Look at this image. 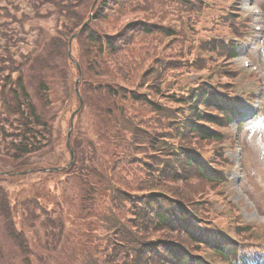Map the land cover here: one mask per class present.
<instances>
[{
  "label": "trees",
  "instance_id": "1",
  "mask_svg": "<svg viewBox=\"0 0 264 264\" xmlns=\"http://www.w3.org/2000/svg\"><path fill=\"white\" fill-rule=\"evenodd\" d=\"M84 1L77 7H92L93 4ZM149 1L103 0L96 9L93 26L90 24L78 36L83 47L85 46L79 89L84 98L95 100V121H91L86 129L75 133L73 142L77 157L74 164L66 171L56 174L53 185L50 182L54 180L43 178L36 194L27 196L23 201L26 207L33 205L57 214V217H48L47 221L53 222L55 229L51 226L52 230L49 232L53 238L61 241L66 230L68 239L66 236L65 238L68 246L70 242L71 250L69 264H163L159 257L160 249L162 253L170 256L180 250L163 243V239H175L174 234L162 227L173 225L174 222L165 214L162 207L164 203L158 202L165 199L161 193L169 196L166 198L168 206L174 207L176 214L183 217V205H177L170 198L194 203L197 198H204L209 191H214L218 185L213 180L214 177L209 176L194 161V156L190 155L188 149L169 144L167 151L172 155L169 161L173 160V164L167 165L169 181L156 183L151 180L147 187L140 186L145 180L146 168L151 167L149 157L157 158L152 153L159 151L158 142L152 139V134H162L167 124L163 117L169 113L166 103L159 98L161 88L151 82L156 81L153 78V62L162 58L163 53L156 44L147 45L145 40L144 46L137 43L138 35L143 34L148 40L154 41L153 31H159L163 38L168 31L166 28L156 30L159 25L142 13ZM173 1L176 0H170ZM178 1L180 5L187 3L185 0ZM6 5L0 6V16L5 15L0 18L12 15L9 4ZM70 7H75L74 2ZM71 13L73 15L70 18L75 21L71 32H61L60 36L40 33L31 51H19L22 62H18L15 54L12 55L13 51L9 54L5 61L9 62L12 73L20 72L17 79L12 78L13 74L7 75L0 69V146L7 148L11 158L18 164H26L32 157L43 156L41 153L48 155L58 146L55 136L60 128L58 129L57 122L59 114L66 112L68 105L63 103V108H60L53 96L62 86L66 92L65 100L77 95L75 85L79 71L68 54V40L86 17L78 12ZM183 24L182 21V28ZM114 29L116 31L111 32ZM4 38L9 44L16 42L12 35H5ZM190 38L196 40L197 37ZM187 41V38H181L177 42L175 55L178 59ZM221 45L226 50V44ZM141 52L143 53L140 54ZM226 53L228 52L225 51L224 54ZM56 57L67 60L62 66L63 69L57 66ZM4 59L5 56L0 54V60ZM118 67L123 68L121 80L124 85L110 78V72ZM212 67L211 65L210 69ZM230 77L233 78L231 73ZM54 81L57 84L55 88ZM194 96L192 94L191 100ZM191 108L197 118L202 116L208 120L212 117L209 112L202 115L195 105ZM56 109V114H53ZM171 116L173 115H169ZM191 123V120L181 119L176 124L177 132L181 133L183 130L182 135L187 140L191 137ZM192 129L197 130L199 135L195 141L202 148L209 144L207 141L215 139L211 135L212 131L200 121ZM148 143H151V149L147 148ZM119 156L126 159L125 167L120 164ZM175 161L182 168L194 165L197 169L195 176L199 181L190 179L187 168H184L186 170L182 174L171 170ZM42 166V160H38L24 169L32 167L37 170ZM16 169L19 170L18 167ZM88 172L92 174L91 178H83V183L80 184L76 179L81 178V174L88 175ZM70 175L75 177L68 185L70 190L66 191V184L60 186L59 181L63 177H71ZM122 175H130V181L125 182ZM138 191L148 194L144 200L147 209H150L151 204L156 205L154 211L157 219H150L148 210L144 212L141 206L126 213L127 208L123 203L132 202L130 192ZM11 199L5 189L0 191V209L2 215L7 217L10 216V211L17 212L15 209L17 210L20 202L16 198L17 203L13 205ZM85 199L87 202L82 204ZM81 204L83 206L79 209ZM85 214L87 216L83 218L84 221H78ZM247 232L257 236L252 228ZM16 233L18 232L15 230L10 235L18 243L21 242V246L26 249L25 254L29 256L27 242ZM57 243L60 245L58 241Z\"/></svg>",
  "mask_w": 264,
  "mask_h": 264
},
{
  "label": "rangeland",
  "instance_id": "2",
  "mask_svg": "<svg viewBox=\"0 0 264 264\" xmlns=\"http://www.w3.org/2000/svg\"><path fill=\"white\" fill-rule=\"evenodd\" d=\"M66 1H68L71 5V0H0V6L6 3L9 4L10 9H8L12 14L8 18H0V37H3L9 33H15L17 31L15 34L16 38L21 39V41L15 42V44L18 45L16 49H24V52L31 51L33 49V44L36 40V37H38L40 33H46L54 36L58 34V36H60L61 32H71V29L75 23V21L70 18L73 15L71 13L72 11L78 12L79 15H83L86 17L82 24L89 21L88 24L92 25L93 21L91 20V16L94 13V4L96 0H73V2H75V7H70V5L66 3ZM83 1L90 2L91 4H93V6L88 9H84L83 7L82 9H80L81 6H77H79V3H82ZM256 2L261 4V0H257ZM16 20L21 22L26 32L23 30V28H19V24ZM74 20L76 19L74 18ZM203 25L204 23H201L199 27H202ZM103 27L106 26L103 24ZM107 30L110 29L107 28ZM115 31L116 29L112 30L111 32ZM20 34H22V38L19 37ZM41 35L43 39V34ZM70 39L71 38H69L68 40L70 44L68 52L71 48L73 58L78 62H81L82 55H85V46L83 47V43L80 38H77L74 41H71ZM262 41L264 45V39ZM16 49L14 48V50ZM246 49L247 48H245V46H242L239 49L240 53L244 55ZM241 57L242 56H240V58ZM66 61V59L56 57V64L57 66H59V69H63L62 66ZM258 62H261L264 68V47L263 50L258 53ZM120 68L121 67H118L116 70L111 71L110 74L112 75L110 76V78L124 85L121 80L123 68ZM110 78H108V80L113 82ZM249 85H253L252 80H249L247 82V86ZM53 86L54 88L57 86L55 81ZM63 89L64 88L62 86L61 89L55 92V96H53V100L55 102H58L60 108H63V103H65V105H68V107L66 108V112H64L62 115L59 114L57 126L58 129H60L57 131V134L55 136L58 139V146L52 151V153H48V155H46V153H41L40 155L43 154V156L32 157L25 162L26 164L23 163V165L18 164L14 160H10L11 158H8V156H10L9 152L5 154L4 150L0 146V185H3L6 190L10 192L11 197L14 198V196H17L16 198L18 199V201H24L27 196L35 195L36 189L40 185V180L42 178L49 176V179L51 178L52 180H56V174L62 171H66L70 168L69 164L71 162V155L70 149L68 148L70 128H76L75 130L77 132L80 129H86L91 121H95L94 110L95 106H97L96 102L92 98H84V112L77 114L74 121L72 122L73 113L76 112L80 107V100L77 95H72V98L69 97L67 100H65L66 92ZM260 95L261 97H264L263 90L260 91ZM68 101H70V103ZM50 110L51 109H49V111ZM57 110L58 109L54 110L53 114H56ZM248 110L249 104L246 103L245 111L247 113H251V111ZM242 141L243 144L249 147L248 149L251 150V154L246 153V158L248 159L249 155H256L259 159V164L262 168V171H259L257 173L252 172V177L249 180V183L244 181L235 182L236 191L239 192V194L236 195L235 199L244 197L245 199H247L246 204L252 207L254 205L253 201H251L245 195V193L242 191V188H254L256 194L254 195V197L258 200L259 203L258 208L262 210V212L260 211L261 213H264V128L259 124L258 121L254 125H246L244 127ZM237 157L238 152L236 151L234 152V158ZM41 158L44 162L57 160L60 164L59 166H61L62 169L53 172L49 171L50 173H47V171L45 172V169L43 167L37 171H33V169H24L30 163L38 161ZM16 167H18L19 170H17ZM239 173V171L234 170L233 176L236 177L239 175ZM129 185H131V182L129 183ZM256 185H258L257 188ZM82 206L83 205L81 204L79 209ZM23 208V205L20 204L19 209L23 211ZM19 209L18 211L15 209V211H17L16 213H12V211H10L9 217H7L5 214L2 215L0 209V264H27V261L23 257V248L19 245V243H16V241L9 236L10 231H12V222H15L19 227L22 226V228L26 231V234L29 235L28 241L31 244V248L37 254L33 255L34 257L31 258L33 264H69L71 250L70 242L68 246V237L66 230L64 231V235L60 239L61 241L58 240L60 245H58L57 252H52L51 249L47 250L46 245H44V243H42L41 241L46 238V236H42L44 233V228L41 226L42 221L40 222L38 219L33 221V218L29 220L28 218L30 217L26 215L25 217L28 220L24 219ZM28 210L33 212L32 207H30ZM80 213H82L81 210ZM259 215L260 214L257 212V210L253 208L252 212L249 215V219L260 220ZM86 216V214L83 215L78 219V221H84L83 218ZM32 222L36 225H40L41 227L34 229L33 232H30L29 226L31 224L33 225ZM65 236L67 237V239L65 238ZM39 237L40 239L37 240Z\"/></svg>",
  "mask_w": 264,
  "mask_h": 264
}]
</instances>
